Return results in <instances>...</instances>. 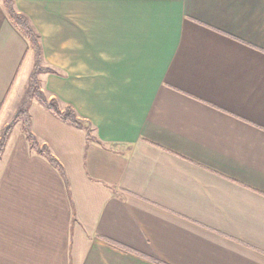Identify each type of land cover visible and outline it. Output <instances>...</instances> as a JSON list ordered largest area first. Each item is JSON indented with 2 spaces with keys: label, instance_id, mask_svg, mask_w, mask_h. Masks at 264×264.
Returning a JSON list of instances; mask_svg holds the SVG:
<instances>
[{
  "label": "crops",
  "instance_id": "crops-1",
  "mask_svg": "<svg viewBox=\"0 0 264 264\" xmlns=\"http://www.w3.org/2000/svg\"><path fill=\"white\" fill-rule=\"evenodd\" d=\"M40 36L32 150L0 156V264H264V0H12ZM33 53L0 0V137Z\"/></svg>",
  "mask_w": 264,
  "mask_h": 264
},
{
  "label": "trees",
  "instance_id": "trees-1",
  "mask_svg": "<svg viewBox=\"0 0 264 264\" xmlns=\"http://www.w3.org/2000/svg\"><path fill=\"white\" fill-rule=\"evenodd\" d=\"M3 5L14 27L19 30L29 42L30 49L33 53V67L29 74L27 90L18 103L16 112L13 118L10 120V123L2 131V135L0 137V156L6 144L7 136L11 129V126L16 121H20L22 124V131L26 137V140L28 141L30 148L44 156L60 174H63V170L59 163L50 154L46 147L40 146L38 144L36 137L31 131V120L28 113V108L32 99L36 100L40 105L44 107L45 110H47L51 115H53L61 122L76 128L84 129L87 140L91 139L90 124L82 122V120H80L76 116L74 110L70 106H66L63 110H61L58 105V101L55 98L48 99L40 90L37 77L38 74L54 72L51 68L42 66V50L39 43L40 36L35 32L28 19L24 15L17 13L13 9L12 0H3Z\"/></svg>",
  "mask_w": 264,
  "mask_h": 264
},
{
  "label": "rangeland",
  "instance_id": "rangeland-1",
  "mask_svg": "<svg viewBox=\"0 0 264 264\" xmlns=\"http://www.w3.org/2000/svg\"><path fill=\"white\" fill-rule=\"evenodd\" d=\"M27 86H28V83L27 84H25L20 90H19V94L17 95V97L18 96H21V99H22V97L24 96V94H25V92H26V90H27ZM20 99V100H21ZM20 100H19V102H20ZM33 100V99H32ZM18 102V103H19Z\"/></svg>",
  "mask_w": 264,
  "mask_h": 264
}]
</instances>
